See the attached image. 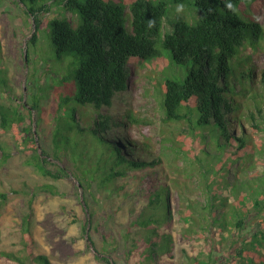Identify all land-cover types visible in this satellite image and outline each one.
I'll return each mask as SVG.
<instances>
[{
    "label": "trees",
    "instance_id": "16d2710c",
    "mask_svg": "<svg viewBox=\"0 0 264 264\" xmlns=\"http://www.w3.org/2000/svg\"><path fill=\"white\" fill-rule=\"evenodd\" d=\"M19 1L40 5L29 10L35 27L30 39L33 45L39 40L36 30L42 26L37 14L48 12L53 4L75 14V22L53 19L47 23L48 39L61 59L59 67H48L53 76L47 88H54L59 105L70 101L83 106L81 113L74 110L70 120L80 122L82 115H87L88 135L105 144L103 150L94 152L88 143L82 150L70 145L61 150L57 146L61 128L70 135L74 127L69 119L58 115L51 138L56 147L50 152L39 150L26 119L0 104V132L21 141L26 162L44 178L59 181L73 175L85 190L95 185L108 198L131 199L134 209L127 235L134 231L139 238L131 236L127 261L132 257L133 264H174L172 230L176 214L162 159L148 144L120 133L131 120L128 115L124 120L104 111L126 90L133 74L130 62L157 58L161 48L169 53L173 64L188 67L182 82L167 79L161 84L164 120L182 123L180 135L185 136L186 145L214 156L219 165L212 176L204 178L206 200L198 213L194 211L186 219L188 229L198 226L209 236L217 234L218 243L229 240L232 246L225 262L216 259L212 247L207 260L194 257L190 264H264V173L258 175L253 163L254 156L262 154L256 134L264 132V69L257 67L254 57L264 39V27L258 19L264 0ZM186 3L196 10V22L177 21L171 33L162 35L168 5ZM256 72L261 74L259 82ZM246 120L253 128L250 133L243 129ZM235 121L241 130L239 136L231 126ZM77 126L84 129L79 123ZM0 150L2 164L11 153L1 142ZM191 155L195 160L196 155ZM62 157L68 158L71 168L49 167ZM230 171L236 176L233 181ZM42 189L55 193L52 186L37 187L28 201L30 210L33 197ZM221 190L233 195L234 201L230 202L229 195L218 197ZM5 199L0 193V205ZM252 218L260 228L244 237L247 220ZM83 231L87 232L86 226ZM22 233L25 255L1 252L0 259L15 264H51L47 256L35 254L29 215L23 220ZM87 238L97 254L109 253L104 247H96L89 235ZM100 260L111 264L106 258Z\"/></svg>",
    "mask_w": 264,
    "mask_h": 264
},
{
    "label": "rangeland",
    "instance_id": "374dc122",
    "mask_svg": "<svg viewBox=\"0 0 264 264\" xmlns=\"http://www.w3.org/2000/svg\"><path fill=\"white\" fill-rule=\"evenodd\" d=\"M177 5L184 6L182 12L176 11ZM35 6L28 3L24 5L19 0H0V104L13 108L26 119L25 124L30 126L39 150L50 152L54 149L51 138L58 115L69 119L68 122L74 127L70 135H67L70 131L61 128L58 148L63 150L70 145L73 149L80 147L82 150L88 143L93 152L103 150L105 144L88 135L90 125L86 121L87 115L83 114L82 120L77 121L84 128L82 130L78 129L77 122L70 120L74 110L76 114L81 113L80 108L83 106L74 105L70 101L59 105L54 88H47L52 85L53 76L47 71L48 67H59L58 62L61 61L48 39L47 23L53 19L75 22L76 16L56 4L50 6L48 12L37 14L36 19L42 26L36 30L39 40L33 45L30 39L35 27L29 10L40 5ZM196 19V10L191 5H168L162 35L171 33L177 21L194 24ZM258 19L264 27V6ZM260 45L261 49L255 52L254 57L257 67L264 69V39ZM159 51L160 56L157 58L130 62L133 74L126 90L119 93L112 107L104 111L124 120L125 115H128L131 120L120 133L130 140L148 144L153 154L162 159L169 179L171 204L176 214L172 230L175 242L174 264H190L194 257L207 260L212 247L216 249V259L225 262L232 250L229 240L218 243L215 233L209 236L208 232L198 226H190V231L188 229L190 224L186 219L192 217L194 211L198 213L206 200L204 178L212 176L219 165L214 156L207 155L201 149L195 152L193 147L186 145L185 136L180 135L184 126L182 123L164 120L161 84L167 79L182 82L188 67L173 64L167 51L161 48ZM248 51L252 50L249 48ZM255 76L259 82L260 72H256ZM231 126L236 136L241 135L237 121ZM243 129L246 133L253 131L247 120ZM255 140L262 154L254 156V171L261 175L264 173V132H257ZM0 142L11 153V157L0 164V193L6 195L0 205V253L25 255L22 230L23 220L29 215L30 229L36 243L35 254L47 256L51 264H107L100 258L108 259L111 264H133L132 257L127 261L126 253L132 243L130 238H139V235L134 231L127 235L134 209L131 199H124L123 196L108 198L95 185L90 191L85 190L73 175L59 181L44 178L26 162L21 141H16L10 133L0 132ZM191 152L196 155L195 160ZM49 167L54 170L58 167L69 169L71 163L68 158L62 157L60 161H52ZM205 170L208 171L205 173ZM235 177L233 171H230V180H235ZM43 185L52 186L55 193L44 189L39 191L33 197L30 210L28 201L32 197L31 193ZM227 195L226 191L221 190L218 197ZM229 197L230 202L234 201L233 195ZM84 226L86 233L83 231ZM258 227L257 219H248L247 228L242 232L244 237H248ZM88 235L96 247H104L109 253L97 254ZM212 238L213 241L210 240ZM0 264L15 263L0 259Z\"/></svg>",
    "mask_w": 264,
    "mask_h": 264
},
{
    "label": "clouds",
    "instance_id": "9594fccd",
    "mask_svg": "<svg viewBox=\"0 0 264 264\" xmlns=\"http://www.w3.org/2000/svg\"><path fill=\"white\" fill-rule=\"evenodd\" d=\"M226 7H228L229 9H231L232 5L231 4H228L226 5ZM183 8L184 6L183 5H177L176 6V11L179 13V12H182L183 11Z\"/></svg>",
    "mask_w": 264,
    "mask_h": 264
}]
</instances>
